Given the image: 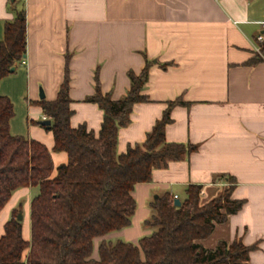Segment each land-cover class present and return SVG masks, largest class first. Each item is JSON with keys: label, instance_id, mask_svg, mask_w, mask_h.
<instances>
[{"label": "crops", "instance_id": "0c3cea01", "mask_svg": "<svg viewBox=\"0 0 264 264\" xmlns=\"http://www.w3.org/2000/svg\"><path fill=\"white\" fill-rule=\"evenodd\" d=\"M17 10L26 12L27 53L21 70L15 67L18 78L12 74L0 82L7 90L1 96L12 100L24 87L32 123L27 138L51 151L52 177L69 159L53 151L54 136L40 125L47 118L38 104L41 90L43 99L56 100L68 57L71 125H85L96 135L104 112L87 102L96 91V73L102 92L119 100L130 89L129 73L140 74L146 59L153 61L143 91L149 101L136 104L130 124L120 128L118 154L145 142L169 102L188 103L173 108L166 140L197 150L138 184L132 224L108 238L137 244L151 234L140 226L150 219L158 197L183 202L188 187L200 185L204 205L222 195L232 178V198L245 204L200 244L215 249L221 241L241 240L256 246L245 264H264V40H257L264 36V0H0V41ZM32 188L15 191L0 212V238L13 212L32 194L22 223L23 238L31 240V203L37 196Z\"/></svg>", "mask_w": 264, "mask_h": 264}, {"label": "trees", "instance_id": "16d2710c", "mask_svg": "<svg viewBox=\"0 0 264 264\" xmlns=\"http://www.w3.org/2000/svg\"><path fill=\"white\" fill-rule=\"evenodd\" d=\"M261 50L264 54V43ZM26 53V12L17 10L15 18L6 23L4 39L0 41V82L12 74L11 68L25 60ZM68 60L56 100L42 99L38 104L52 121L48 130L55 140L53 151L68 154V163L57 168L55 177L52 153L44 144L11 134L14 105L0 95V212L18 189L40 190L31 203V240L23 238L22 221L17 219L19 211H14L0 238V264L248 263L256 246H246L241 240L231 244L221 241L215 249L200 244L217 224L237 214L245 204L244 200L232 198L236 186L232 178L222 195L204 205L200 185L188 187L187 198L180 207L169 195L158 197L152 204L154 215L145 223L152 228L151 234L137 244L113 243L108 238L132 224L137 208L133 192L138 184L150 182L155 169L167 168L170 162L197 150L193 145L166 140L165 129L172 121L173 108L188 103L181 98L169 102L145 142L118 154L120 128L130 124L136 104L149 101L143 91L153 61L146 59L140 74L129 73L130 89L119 100L102 92L96 73L95 94L87 99L104 112L96 135L85 125H71L74 111L69 96Z\"/></svg>", "mask_w": 264, "mask_h": 264}, {"label": "rangeland", "instance_id": "374dc122", "mask_svg": "<svg viewBox=\"0 0 264 264\" xmlns=\"http://www.w3.org/2000/svg\"><path fill=\"white\" fill-rule=\"evenodd\" d=\"M20 65L21 64H17V66L19 67V70H21ZM12 74H10V75H12ZM15 75L16 74H13V76H14L13 78H18V77H15ZM9 78H12V77H9ZM21 84H22V78L20 79V86H21ZM3 86L4 85L0 86V95H4L3 93H4V90L6 88ZM5 91H7V90H5ZM11 99H12L11 101L14 105V111H15V115H14V117L10 123L11 134L14 136H22V137L27 138L29 135V128L31 127L32 123H31V119L28 116V110H27L28 105H27L26 100H25L24 87L21 86L20 89H17V92L15 94H12ZM35 122L37 123V121H35ZM31 191L33 192L34 195L39 194V188L38 187L32 188ZM32 197H33V195L31 194L30 197H27L22 202L23 208H22V210L19 209V214L22 213L23 217L27 213L25 207H26V204L28 203V198L32 199ZM150 210H151V217H152L154 215V212H153L152 208H150ZM151 217H150V219H151ZM23 221H24V223H26L25 222V221H27L26 217H25V220L23 218L22 223H23ZM140 228L144 232L152 230V228L144 225V223L140 226ZM98 242H99V240L96 241V245H98ZM96 251H97V247H96ZM95 256L97 257V252L95 253Z\"/></svg>", "mask_w": 264, "mask_h": 264}, {"label": "water", "instance_id": "95a60500", "mask_svg": "<svg viewBox=\"0 0 264 264\" xmlns=\"http://www.w3.org/2000/svg\"><path fill=\"white\" fill-rule=\"evenodd\" d=\"M26 57V56H25ZM15 67H13V68H11V72L13 73L14 71H15ZM41 98L43 99L44 98V93H43V91L41 90ZM40 123V125L41 126H43V127H46L47 129H49L50 127H51V125H52V121L50 120V119H45V120H42V121H40L39 122ZM181 201L179 200V199H176L175 200V206L176 207H180L181 206ZM19 221H22L23 220V215H22V213H20L19 215H18V218H17Z\"/></svg>", "mask_w": 264, "mask_h": 264}, {"label": "built area", "instance_id": "2783aa9c", "mask_svg": "<svg viewBox=\"0 0 264 264\" xmlns=\"http://www.w3.org/2000/svg\"><path fill=\"white\" fill-rule=\"evenodd\" d=\"M219 1H222V0H219ZM257 40L259 41V42H262L263 40H264V36L263 35H260L258 38H257ZM23 63H24V61H22ZM175 199H177V197H175Z\"/></svg>", "mask_w": 264, "mask_h": 264}]
</instances>
